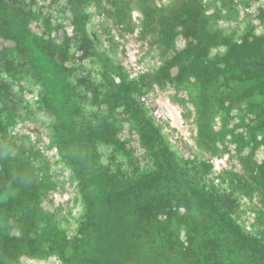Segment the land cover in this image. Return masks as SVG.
Instances as JSON below:
<instances>
[{"label":"rangeland","instance_id":"rangeland-1","mask_svg":"<svg viewBox=\"0 0 264 264\" xmlns=\"http://www.w3.org/2000/svg\"><path fill=\"white\" fill-rule=\"evenodd\" d=\"M238 45L264 54V0H0L1 189L34 188L44 242L13 264H169L142 211L170 194L264 242V55Z\"/></svg>","mask_w":264,"mask_h":264},{"label":"trees","instance_id":"trees-1","mask_svg":"<svg viewBox=\"0 0 264 264\" xmlns=\"http://www.w3.org/2000/svg\"><path fill=\"white\" fill-rule=\"evenodd\" d=\"M208 49L209 47H205L201 56L206 55ZM263 55L260 48L249 52L245 45L233 46L229 52V58L233 61L231 64H241L252 59L258 63L263 59ZM255 70L264 73V67ZM263 77L264 75L258 76V82L262 87H264ZM1 177L2 184L5 185L11 175L7 172ZM169 197H172V194L164 200L158 198L153 202L150 201L143 206L144 211H142L144 238L149 240L152 246L157 245L158 249L168 253L169 264H264V242L253 236L244 235L230 217L232 211L226 210L221 202H213L215 207L213 209L207 206L206 200H199V196H195L194 201L202 212L193 209L181 212L179 205L173 211L170 205L173 199ZM9 199L13 198L9 196ZM9 207L14 212L24 211L28 215H34L30 211L29 204L21 202L19 196H16V201L6 205L3 210L6 211ZM172 215L175 221H172L173 218L170 219ZM22 224L25 225L26 221ZM14 241L15 249L12 250H19L20 244L24 243L23 239L0 238L1 244H10ZM5 250L7 251V248ZM5 250L0 256L5 263H8L10 258H7L8 251L6 253ZM158 258L163 260L164 257L161 258L159 255Z\"/></svg>","mask_w":264,"mask_h":264},{"label":"flooded vegetation","instance_id":"flooded-vegetation-1","mask_svg":"<svg viewBox=\"0 0 264 264\" xmlns=\"http://www.w3.org/2000/svg\"><path fill=\"white\" fill-rule=\"evenodd\" d=\"M83 108H84V105H83ZM101 141L102 140L100 139L99 142H101ZM2 186L3 185L0 182V195L4 196L7 201L3 204H0V222H2V219L4 218L2 216L5 215V221H6V219H9V215L14 213V211H11L10 207L7 208L6 211L3 210V208L6 207V205H9L12 202H15L16 196H19L21 193L22 194L25 193L26 195H28L34 189L32 187L31 188L27 187L24 189L21 188L22 190L20 191V193L18 195H10V194H3L5 191L1 189ZM11 186H13V185L10 184V186H9L10 189H11ZM9 196H11L13 199H9ZM20 201L24 202L25 204L27 203L26 201H24L21 198H20ZM35 206L38 208L37 204H35ZM40 212H42V215L43 214L48 215V212L46 210H44L43 208L40 209ZM28 217H29V215L27 214V216L22 218L23 222L26 221V224L25 225L22 224V226L20 224V226L15 228V230L17 231L16 233H13L9 236H6V237H10V238L13 237V238H18V239H23L24 243L20 244L19 250H16V251L12 250V249H15V247H13L16 244L15 241L13 243H10V244H1L0 243V255L2 254V251L5 250V248H7L8 253L5 250V252L7 253L6 255L11 256V257H9L10 259H9L8 263H5V260L2 259V257L0 256V264H13L14 260H17L18 257H24L28 260H38L40 253H43V250H41V248H42L44 242L41 240V238L37 234H35V232L33 234V232H32L33 222H31ZM4 237L0 236V238H4ZM41 241H42V246L35 245V244H41ZM7 258H8V256H7Z\"/></svg>","mask_w":264,"mask_h":264},{"label":"built area","instance_id":"built-area-1","mask_svg":"<svg viewBox=\"0 0 264 264\" xmlns=\"http://www.w3.org/2000/svg\"><path fill=\"white\" fill-rule=\"evenodd\" d=\"M143 101H145L144 99H142ZM143 104V103H142ZM144 105V104H143ZM161 116H157V118H160Z\"/></svg>","mask_w":264,"mask_h":264}]
</instances>
